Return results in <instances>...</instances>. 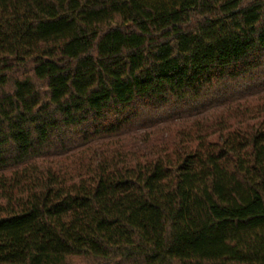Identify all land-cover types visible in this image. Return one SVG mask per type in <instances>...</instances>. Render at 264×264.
Wrapping results in <instances>:
<instances>
[{
    "label": "trees",
    "instance_id": "1",
    "mask_svg": "<svg viewBox=\"0 0 264 264\" xmlns=\"http://www.w3.org/2000/svg\"><path fill=\"white\" fill-rule=\"evenodd\" d=\"M0 264H264V0H0Z\"/></svg>",
    "mask_w": 264,
    "mask_h": 264
}]
</instances>
